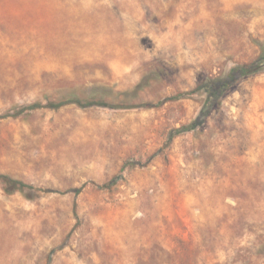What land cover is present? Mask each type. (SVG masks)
<instances>
[{"label":"rangeland","instance_id":"obj_1","mask_svg":"<svg viewBox=\"0 0 264 264\" xmlns=\"http://www.w3.org/2000/svg\"><path fill=\"white\" fill-rule=\"evenodd\" d=\"M263 52L264 0H0V113L123 105L0 119L34 186L0 180V264H264V69L188 132L206 94L173 98Z\"/></svg>","mask_w":264,"mask_h":264},{"label":"trees","instance_id":"obj_2","mask_svg":"<svg viewBox=\"0 0 264 264\" xmlns=\"http://www.w3.org/2000/svg\"><path fill=\"white\" fill-rule=\"evenodd\" d=\"M264 69V52L255 60L250 62H237L234 63L227 74L223 78L217 79H206L204 82L199 84L195 89L188 92H180L173 96L174 99L186 97L187 94L195 93V92H203L206 94V100L209 102V105L206 106L203 111L199 114L198 118L190 125L178 129V133L180 132H188L191 128H194L196 125H199L203 122L204 118L208 115L209 111L214 107L217 99L221 97L223 94L227 92L236 82L242 77L249 76L256 72ZM69 104H76L80 107H91V106H109V107H122L123 105H116L113 103H108L102 99H95L92 97H81L78 94H71L67 97L60 98L58 100L49 99L46 102L35 101L27 105H23L18 107L14 111H8L5 113H0V119L7 117H16L22 114L27 110H34L38 108H53L58 109L63 106ZM128 107V105H125ZM142 106H149L144 104ZM175 131V132H177ZM174 137L173 133L170 134L168 142H171ZM118 179V177H114L107 185L112 184ZM0 180L5 184V190L7 192H14L16 190H25L27 188H34V186L30 183H27L21 179L14 178L8 174L0 173Z\"/></svg>","mask_w":264,"mask_h":264}]
</instances>
